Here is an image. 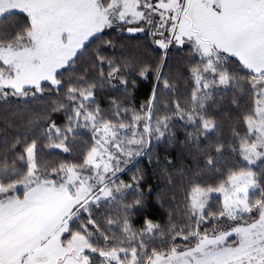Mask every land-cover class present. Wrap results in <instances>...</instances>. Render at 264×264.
<instances>
[{
    "label": "snow or ice",
    "instance_id": "obj_1",
    "mask_svg": "<svg viewBox=\"0 0 264 264\" xmlns=\"http://www.w3.org/2000/svg\"><path fill=\"white\" fill-rule=\"evenodd\" d=\"M0 264H264V0H0Z\"/></svg>",
    "mask_w": 264,
    "mask_h": 264
}]
</instances>
